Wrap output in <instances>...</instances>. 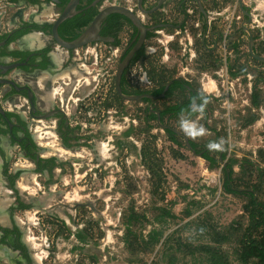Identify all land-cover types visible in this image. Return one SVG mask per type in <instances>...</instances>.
I'll list each match as a JSON object with an SVG mask.
<instances>
[{"label":"rangeland","instance_id":"obj_1","mask_svg":"<svg viewBox=\"0 0 264 264\" xmlns=\"http://www.w3.org/2000/svg\"><path fill=\"white\" fill-rule=\"evenodd\" d=\"M242 1L255 16L248 25L254 50L264 55V0ZM234 5L237 48L231 54V49L219 48L214 69L205 52L196 48V56L188 51L182 57L173 46L169 58L163 52L161 63L168 66L172 77L193 79L201 89L203 82L215 80L214 128L197 124V120L180 126L200 141L199 150L211 147L209 140L217 143L209 150L215 157L213 165L188 145L169 142L156 127L153 133L140 132L136 137L127 132L132 126L127 128L110 117L109 111L115 108L106 105L118 102L113 99L116 62L108 61L110 75L103 80L100 76L103 94L100 89L95 92L97 105L103 104L105 110V126L97 122L92 139L106 141L108 155L104 159L89 144H81L77 148L82 156L65 158L59 170L48 175L52 179L48 189L36 194L46 191L44 198L54 209L50 213L39 209L31 224V234L40 244L31 251L43 255V264H207L208 248L225 253L231 264H241V238L251 219L248 206L252 200L264 206V64L249 53L250 35L242 28L247 17L237 0ZM219 26L227 29L226 23ZM189 39L188 34L184 42ZM82 81L80 87L87 88ZM54 86L58 90L59 84ZM110 121L120 128L106 129ZM90 129L81 127L79 133ZM148 135H157L156 140H149ZM219 150L223 151L221 160ZM20 161L26 162L22 157L14 159ZM228 177L229 191L224 188ZM37 181L44 186V177ZM77 194L82 198H76ZM89 202L94 208L85 204L73 208L76 203ZM78 230L85 231V241L77 237ZM251 236L264 241V224L252 228Z\"/></svg>","mask_w":264,"mask_h":264},{"label":"flooded vegetation","instance_id":"obj_2","mask_svg":"<svg viewBox=\"0 0 264 264\" xmlns=\"http://www.w3.org/2000/svg\"><path fill=\"white\" fill-rule=\"evenodd\" d=\"M235 1L78 0L72 15L58 25L59 38L64 42L79 38L109 7L131 13L134 20L122 12L109 13L99 20L98 30L90 40L78 48H68L55 38L53 26L71 0H0V264H36L27 241L31 233L27 210L37 208L50 213L54 209L45 205L46 191L32 197L29 191L22 192L19 184L34 174L36 181L44 177L43 187L37 181L39 191L47 190L52 182L48 175L59 170L66 160L47 156V128L54 131L66 149L75 151L81 144H89L93 151L97 150L92 139L96 123L105 126V110L103 104L97 105L95 92L100 89L103 94L100 76L103 80V76L110 75V61L116 62L113 99L118 102L106 105L115 108L109 111L110 117L127 128L132 126L127 132H134L136 137L140 132L153 133L152 127H156L169 142L190 144L195 155L213 165L215 157L210 159L209 150L215 149L217 143L209 140L211 147L199 150L200 141L180 130V126L197 120V124L213 129L217 94L205 93L193 79L172 77L168 66L161 63L163 52L169 58L168 51L173 46L182 57L188 51H194L196 56V50L201 49L214 69L222 36L218 30L220 16L233 14ZM188 34L192 40L184 42ZM235 35L234 31L229 33L228 46ZM170 37L172 42L168 43ZM127 59L118 90L116 73ZM75 69L83 73L82 83L87 88L80 87ZM43 76L46 80L41 85ZM55 84H59L60 93L52 100L44 99ZM81 127L91 129L80 134ZM156 136L148 135V139L154 141ZM222 155L219 150V160ZM17 156L26 162H14ZM224 170L228 173L226 166Z\"/></svg>","mask_w":264,"mask_h":264},{"label":"bare ground","instance_id":"obj_3","mask_svg":"<svg viewBox=\"0 0 264 264\" xmlns=\"http://www.w3.org/2000/svg\"><path fill=\"white\" fill-rule=\"evenodd\" d=\"M253 19H255V16H253ZM74 73L76 75V77L78 79L83 78V73L81 71H78L77 69L74 70ZM45 76L42 77V79L40 80L41 85L45 84ZM211 80V79H210ZM86 81H88V78H86ZM217 85L215 82H211L208 86H207V92L208 93H212L217 89ZM219 91V90H218ZM57 91L56 89H52L51 91H47L44 94V99L46 100H52L53 98H55ZM120 126L119 125H115L113 124L112 121H110L107 125H106V129L109 130H117L119 129ZM46 133L49 136L47 140H45V144L47 147H49V150L47 152V156L49 155H57L58 157H60L61 159H65L69 156H82V151L81 149H77L75 151L71 150V149H66L64 148L61 144L60 141L57 137V135L54 133V131L52 129L47 128L46 129ZM96 148L99 151V153L102 155V157L105 159L108 155V144L106 141H97L96 142ZM19 188L20 190L23 192L25 190L29 191L30 195L32 197H34L36 195V193L39 191V184L36 181L35 175H30L29 177H24L23 181L20 182L19 184ZM46 192H44L43 198L46 196L45 195ZM76 198L80 199L82 197H80L78 194L76 195ZM46 199V198H45ZM49 202L50 201H46V206L49 207ZM37 205V204H36ZM47 209V208H46ZM39 210L37 208H33L32 211L27 213L28 216V220L29 223L32 224V222L35 220V215ZM67 219V218H66ZM27 241L30 244V246L32 247V249H36L37 247L40 246V244L37 242V238L34 237L31 233H29L27 235ZM43 255L40 253H36L34 252V260L36 261V264H43Z\"/></svg>","mask_w":264,"mask_h":264},{"label":"trees","instance_id":"obj_4","mask_svg":"<svg viewBox=\"0 0 264 264\" xmlns=\"http://www.w3.org/2000/svg\"><path fill=\"white\" fill-rule=\"evenodd\" d=\"M235 48H237L236 45ZM254 104H259V100L256 95L254 97ZM210 159L214 160L212 157H210ZM229 181L228 177L224 184V188L227 191L230 189ZM250 204L251 205L248 206V208L251 207V219L249 226L242 234V251L240 252V260L241 264H264V241L251 236L252 228H257L264 224V206L262 204H258L255 200H252ZM165 214L169 213L165 212ZM84 232L85 231L78 230L76 233L77 237L81 241L86 240V234ZM222 240H226V237H222ZM207 251V264H231L225 253L212 248H208Z\"/></svg>","mask_w":264,"mask_h":264},{"label":"water","instance_id":"obj_5","mask_svg":"<svg viewBox=\"0 0 264 264\" xmlns=\"http://www.w3.org/2000/svg\"><path fill=\"white\" fill-rule=\"evenodd\" d=\"M56 2H58V0H54ZM78 2V0H71L68 8L58 17V19L55 21L54 23V26H53V33L55 35V38L63 45V46H66L68 48H78L82 45L85 44L86 41L90 40L93 36V33L96 34L97 30H98V22L99 20L104 17L105 15L109 14V13H112V12H122L124 13L125 15H127L129 18H131L132 20H134V17L131 13L129 12H126V11H123V10H120L119 8L117 7H109V8H106V9H103V12H101L94 20L91 28L89 30H87L86 32H84L79 38H77L76 40L72 41V42H64L62 41L60 38H59V35H58V25L60 24V22H62L63 20H65L66 18H68L69 16L72 15V13L74 12L75 10V7H76V3ZM237 2L239 3L240 5V8L242 10V12L244 13V15L247 17V19L244 21L243 23V29H246L248 32H249V46H248V51L250 52L251 56L253 58H255L257 61L259 62H262L264 63V55H260L258 53L255 52L254 50V39H253V35L248 27V25L251 24L252 22V14L247 11L245 9V5L243 3L242 0H237ZM95 30V32H94ZM97 38H100V37H97ZM100 39H103V41H107L109 38L107 37H101ZM128 63V59L126 61H124L123 63L120 64L118 70H117V73H116V86L118 88V90H120V80H121V77H122V74H123V70H124V67L126 66V64ZM8 83H11L13 84L12 81H7ZM189 146H191L190 144H188ZM81 203H76L74 205V208H76L77 206H79ZM86 205L88 207H91V208H94V204L93 203H86Z\"/></svg>","mask_w":264,"mask_h":264},{"label":"built area","instance_id":"obj_6","mask_svg":"<svg viewBox=\"0 0 264 264\" xmlns=\"http://www.w3.org/2000/svg\"><path fill=\"white\" fill-rule=\"evenodd\" d=\"M235 7V6H234ZM220 21H219V23L221 22V23H226V25H227V29H223V28H221L220 26H218L220 29H218L219 30V32L221 33V40H220V43H219V48H223V49H231V52H230V54L234 51V49H235V39L231 42V44L228 46V43H229V33H233V31L234 32H236L235 31V29L233 28V23H234V19H235V17H234V12H233V14H232V17H228V15L227 14H224V15H221L220 16ZM241 18V16H238L237 17V19H240ZM252 21H254L253 20V18H252ZM252 23V22H251ZM251 25V24H250ZM242 27H243V24H242ZM171 39L170 40H172V38L173 37H170ZM191 41V39H189V42ZM234 42V44H232ZM218 48V49H219ZM152 50H154L153 48H152ZM228 69V68H227ZM214 82H215V80H214ZM216 83V82H215ZM209 84H206V83H202V88H203V90L205 91V92H207L206 90V88H207V86H208ZM217 85V84H216ZM208 93V92H207Z\"/></svg>","mask_w":264,"mask_h":264}]
</instances>
